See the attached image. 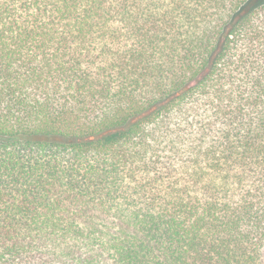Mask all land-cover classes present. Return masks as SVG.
<instances>
[{
  "label": "trees",
  "instance_id": "trees-1",
  "mask_svg": "<svg viewBox=\"0 0 264 264\" xmlns=\"http://www.w3.org/2000/svg\"><path fill=\"white\" fill-rule=\"evenodd\" d=\"M264 0H0V264H261Z\"/></svg>",
  "mask_w": 264,
  "mask_h": 264
},
{
  "label": "rangeland",
  "instance_id": "rangeland-1",
  "mask_svg": "<svg viewBox=\"0 0 264 264\" xmlns=\"http://www.w3.org/2000/svg\"><path fill=\"white\" fill-rule=\"evenodd\" d=\"M261 264H264V260L262 261V263Z\"/></svg>",
  "mask_w": 264,
  "mask_h": 264
}]
</instances>
